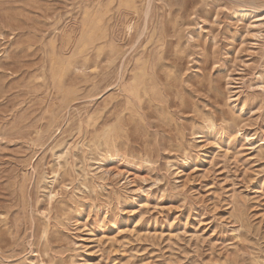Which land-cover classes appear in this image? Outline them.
Returning a JSON list of instances; mask_svg holds the SVG:
<instances>
[{
	"label": "rangeland",
	"instance_id": "obj_1",
	"mask_svg": "<svg viewBox=\"0 0 264 264\" xmlns=\"http://www.w3.org/2000/svg\"><path fill=\"white\" fill-rule=\"evenodd\" d=\"M42 262L264 264V0H0V264Z\"/></svg>",
	"mask_w": 264,
	"mask_h": 264
},
{
	"label": "bare ground",
	"instance_id": "obj_2",
	"mask_svg": "<svg viewBox=\"0 0 264 264\" xmlns=\"http://www.w3.org/2000/svg\"><path fill=\"white\" fill-rule=\"evenodd\" d=\"M110 1V0H109ZM148 1V0H147ZM112 2V1H111ZM148 4V3H147ZM147 13V12H146ZM94 14V13H93ZM262 22V21H261ZM100 18L94 15H91L88 17V21L86 23V28L85 31L83 33V37L81 38L80 42H83V48H85L88 44L95 42L97 39H99L101 37L100 34ZM263 23V22H262ZM132 27L129 26V29H131ZM130 31V30H129ZM82 33V32H81ZM82 48V46L80 47ZM63 65H65L64 67L61 68V71H58L57 73H55L54 78L55 80L59 83L61 81L62 78V71L66 68V66H71L73 65V60L68 59L67 61H63ZM120 75V74H119ZM141 76L136 78V81L133 83V85L130 88L131 93H133L134 95H138L139 91H140V85L142 83V78H140ZM120 79V77H119ZM118 79V80H119ZM69 108V107H68ZM42 264H49L47 262H42Z\"/></svg>",
	"mask_w": 264,
	"mask_h": 264
}]
</instances>
